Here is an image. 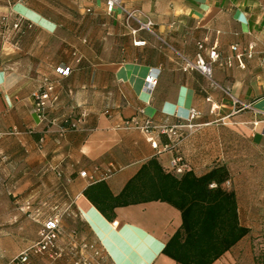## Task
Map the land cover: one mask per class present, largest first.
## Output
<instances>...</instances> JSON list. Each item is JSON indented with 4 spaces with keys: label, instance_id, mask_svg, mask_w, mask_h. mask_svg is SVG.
<instances>
[{
    "label": "crops",
    "instance_id": "0c3cea01",
    "mask_svg": "<svg viewBox=\"0 0 264 264\" xmlns=\"http://www.w3.org/2000/svg\"><path fill=\"white\" fill-rule=\"evenodd\" d=\"M123 4L151 20L152 32L133 34L137 24L127 25L118 10L107 14L104 0L0 5V264H16L54 216L58 245L67 252L94 241L106 252L103 264H179L162 253L181 224L177 209L150 201L117 207L108 220L83 195L101 180L119 193L152 157L167 170L180 157L183 171L195 175L225 165L248 233L212 264H264V123L252 125L264 120V0ZM134 39L146 44L135 46ZM198 59L209 63L210 77L185 68ZM150 73H158L151 92ZM37 90L47 93L41 118L34 112ZM191 107L198 115L180 137L120 127L132 118L186 124ZM33 258L49 264L45 255ZM52 264H73V256Z\"/></svg>",
    "mask_w": 264,
    "mask_h": 264
},
{
    "label": "trees",
    "instance_id": "16d2710c",
    "mask_svg": "<svg viewBox=\"0 0 264 264\" xmlns=\"http://www.w3.org/2000/svg\"><path fill=\"white\" fill-rule=\"evenodd\" d=\"M228 179L225 165L202 175L191 170L178 174L152 157L119 193L101 180L88 185L83 195L108 220L117 207L150 201L171 205L180 212L181 224L162 253L179 264H212L248 233L239 220L236 194L224 185Z\"/></svg>",
    "mask_w": 264,
    "mask_h": 264
},
{
    "label": "built area",
    "instance_id": "2783aa9c",
    "mask_svg": "<svg viewBox=\"0 0 264 264\" xmlns=\"http://www.w3.org/2000/svg\"><path fill=\"white\" fill-rule=\"evenodd\" d=\"M105 2V9L107 14H112L116 10L121 12L123 16L125 17V22L127 25L131 21L135 22L137 24L136 28L131 29L132 33L135 34L137 31L145 29L150 32H152L151 26L153 25L152 21L147 19L145 21H142L141 19L137 18L135 15V10H129L125 7L123 4V0H104ZM87 11H90L87 9ZM18 24H14V27H17ZM133 44L135 46H144L146 44L145 40L142 39H134ZM199 47H202L199 45ZM233 49H235V46H232ZM252 49V45H249V50ZM209 59L211 61H214L218 58V53L215 48H211L209 50ZM248 56H251V52H248ZM228 65H230V61L228 60L226 62ZM186 69H197L200 72H202L205 76L210 77L211 71H210V65L209 63L204 62L201 59H198L195 63L187 62L185 65ZM57 72H61V74H68L69 73V67L63 68L58 67L56 69ZM157 76L158 73H150L145 77V86L146 89L151 92L156 83H157ZM46 91H51L52 86L46 85L45 86ZM230 95V94H229ZM47 96V93H41L39 90L35 91L33 93V97L35 100V109L34 112L37 114L39 118H41V113L43 111V105H42V99ZM231 96V95H230ZM232 97V96H231ZM233 102L235 105L240 106L241 109L250 107V104L241 102L238 99L233 98ZM198 115V111L191 107L189 109V115H188V122L186 124H176L173 126H166V125H160L157 126L152 119L150 118H143L142 120L137 118H132L130 120H126L121 124L120 127L126 128V129H139L146 133H153L155 131H159V134H167L169 136L175 135L176 137H180V133L178 132L181 128H191L193 126V119ZM263 122L262 121H253L252 125L255 127L258 125V123ZM262 132L264 134V126L262 129ZM151 142V146L156 148L157 142L153 139V137L149 138ZM169 149L168 144H164L162 147V150L165 151ZM181 158L180 157H174L171 161V169H173L176 173H181L183 171L182 165H180ZM111 173V170H108L104 177H109ZM81 176L85 175V171L80 172ZM225 186L229 185V181L227 180L224 183ZM60 218L58 216L51 217L47 219L43 224L41 225L40 230L38 231V237L37 239L31 243L28 247H26L24 250H22L18 256L15 259L16 264H31L33 257H38L41 255H45L48 260L49 264H52L55 260H58L67 254L73 256V264H103V261L106 258V252L102 246H98L96 242L94 241H85L82 242L79 245H74L69 248L68 252L64 249L60 248L58 245L59 237L61 234L60 225H59ZM113 226H117L118 222L113 221ZM85 252H90V255L87 256ZM74 256H76L74 258Z\"/></svg>",
    "mask_w": 264,
    "mask_h": 264
},
{
    "label": "rangeland",
    "instance_id": "374dc122",
    "mask_svg": "<svg viewBox=\"0 0 264 264\" xmlns=\"http://www.w3.org/2000/svg\"><path fill=\"white\" fill-rule=\"evenodd\" d=\"M16 1H18V0H0V5L1 4H3V5H6V4H12V3H14V2H16ZM40 1H43V2H50L51 0H40ZM6 12V11H5ZM5 14H7V13H5ZM5 19H6V17H5ZM227 187V186H226ZM245 204V202H244V200L243 199H240V205H241V207L243 206H245L244 205ZM31 264H39V260H37L36 258H33L32 259V262H31Z\"/></svg>",
    "mask_w": 264,
    "mask_h": 264
}]
</instances>
